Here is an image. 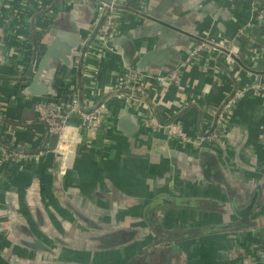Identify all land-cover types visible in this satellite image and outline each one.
<instances>
[{
	"label": "crops",
	"instance_id": "obj_1",
	"mask_svg": "<svg viewBox=\"0 0 264 264\" xmlns=\"http://www.w3.org/2000/svg\"><path fill=\"white\" fill-rule=\"evenodd\" d=\"M62 1L0 0V148L21 147L31 157L0 166V264H264V25L245 28L250 0H143L189 36L170 42L179 61L167 67L178 68V85L156 89L152 101L142 97L139 112L178 123L203 142L221 132L217 143L181 146L140 122L134 133H120L113 119L122 105L112 103L108 134L78 132L72 118L79 146L61 172L52 153L56 137L36 109L55 98L23 91L45 50L47 28L61 27L37 5L54 9ZM140 1L127 0L130 15L118 37L135 45L126 65L135 69L146 53L166 46L140 13ZM86 33L80 32L81 44ZM89 39L72 70L58 67L54 84L56 99L65 98L66 86L74 88L86 111L109 95L104 89L123 69L112 55L93 80V95H84L80 53ZM223 39L232 43L221 47ZM199 46L204 49L190 59ZM257 85L260 93L252 90ZM243 88L226 115L228 99ZM255 194L254 215L242 225L235 213Z\"/></svg>",
	"mask_w": 264,
	"mask_h": 264
},
{
	"label": "built area",
	"instance_id": "obj_2",
	"mask_svg": "<svg viewBox=\"0 0 264 264\" xmlns=\"http://www.w3.org/2000/svg\"><path fill=\"white\" fill-rule=\"evenodd\" d=\"M142 9L140 13L145 15L148 9L147 2L141 0ZM250 22L247 24V28L261 27L264 25V0H250ZM85 3L88 5L87 9L91 10L90 21L87 27V36L84 38V43L91 37L95 29H97L94 39L91 41L86 49L83 57V70L84 76L87 80V85L84 95L94 92L93 80L97 78L101 66L105 60L109 59L112 55L118 56L120 63L123 65V69L113 80V83L104 89V95L109 94L100 102L90 103V110L81 106L79 97L74 92V88L66 86V92L64 99H53L45 104L36 105L37 112L39 114L38 120L43 123L48 133L51 136L56 137L57 143L54 151V155H57L60 162V171H65L67 167V161L69 157L75 154L79 146L78 133L73 132L69 126L72 118H77L79 124L76 125V130L84 131L87 134L94 135L99 130L108 134L109 127L111 126V104L119 103L127 110L135 111L138 116L139 122L143 129L151 131H161L168 140H175L181 146L192 145L195 147H201L205 143H217L222 136L221 132L213 134L211 137L204 140L191 138L183 127L175 122L167 120H159L151 113H140L139 109H143L141 102L142 97L151 100V96L154 95L156 89L167 90L170 86H177L179 83V70L178 68L168 71L162 74L148 75L145 72L137 71L135 68L126 67L119 54L111 47L110 42L113 39L118 38L121 35L120 27L124 24V21L130 13H127V0H64L60 5L53 8L40 7L37 5L39 11L45 12L46 16L57 15L66 9ZM80 12V11H77ZM82 16H85L87 12L82 10L80 12ZM42 23H43V17ZM41 25H46V23ZM41 27V26H40ZM242 35V32H239ZM231 41L223 39L219 42V46L225 47ZM81 44V45H82ZM204 46L197 47L191 54L190 59H195L198 52ZM253 51V52H252ZM251 55H254L258 61L257 51L252 49ZM186 63H190V60ZM257 88V89H256ZM254 92L260 93L262 91L259 85L256 86ZM248 88L238 89L228 99L224 112L230 116L233 106L237 103L245 94V90ZM84 90V91H85ZM93 95V94H92ZM103 95V96H104ZM129 108V109H128ZM78 131V132H79ZM204 143V144H205ZM22 151H16L14 149L9 150L8 147L0 148V166L4 163H11L14 165H20L21 163L31 159L29 155L24 153V148L19 147ZM4 164V165H5ZM264 239L260 243L259 255L264 262ZM262 252V253H261Z\"/></svg>",
	"mask_w": 264,
	"mask_h": 264
},
{
	"label": "water",
	"instance_id": "obj_3",
	"mask_svg": "<svg viewBox=\"0 0 264 264\" xmlns=\"http://www.w3.org/2000/svg\"><path fill=\"white\" fill-rule=\"evenodd\" d=\"M88 5L81 3L74 5L67 10L59 13L54 18V22L66 21L70 22L71 29L66 30L61 27H57L56 24L47 28L44 34L45 50L36 66L33 79L29 86L24 89V95L33 96H51L56 99L58 87H54L56 83V75H58V67L63 66L68 70H72L75 64V59L78 55V49L81 47V37L80 32L87 29L91 10L87 9ZM176 7V6H174ZM154 7L150 6L145 14V20L150 23L153 29V34H158L159 43L166 44L165 47H158L153 51L146 53L137 63L136 70L140 72H145L148 75L162 74L170 71L171 68L167 66L175 67L179 61V53L174 51L170 45L171 39L177 40L176 37L189 36L184 33L180 26H177L175 21L167 19L164 16L156 15L154 12ZM84 10L87 12L85 16L82 17V22L76 23L73 21V14L77 11ZM76 18V17H75ZM72 20V21H70ZM97 29L92 33L89 41L82 48L80 53V58L86 52L87 47L94 39ZM111 47L122 56L125 65L131 64V59L135 54L136 47L130 39H113L110 42ZM165 55L171 57L170 63L159 62ZM161 63L160 66L157 64ZM149 66H153L149 68ZM173 69V68H172ZM113 125L115 129L123 134L134 133L139 128L138 119L130 114L127 109L122 106H116L114 109V119ZM175 155H182L181 152L173 151ZM59 161V158L57 159ZM257 195L251 199L250 203L244 208L236 212L239 218V223L242 225H249L250 217L254 215V207L256 204ZM252 227L248 229L243 228L242 230H251ZM176 249L173 247V250Z\"/></svg>",
	"mask_w": 264,
	"mask_h": 264
},
{
	"label": "flooded vegetation",
	"instance_id": "obj_4",
	"mask_svg": "<svg viewBox=\"0 0 264 264\" xmlns=\"http://www.w3.org/2000/svg\"><path fill=\"white\" fill-rule=\"evenodd\" d=\"M162 16H164V14L162 15ZM76 17V18H75ZM82 15L80 14V12H75L74 14H73V21H75L76 23H80V22H82ZM83 19H85L84 17H83ZM70 21H72V20H70ZM59 26H61V27H63V28H67V30H68V28H70L71 27V25H70V22L68 21V22H60V25ZM244 208V207H243ZM240 209H242V208H240ZM237 212V211H236ZM235 215H236V213H235ZM238 221H239V219H238ZM151 251V250H150ZM26 264H29V263H26Z\"/></svg>",
	"mask_w": 264,
	"mask_h": 264
},
{
	"label": "trees",
	"instance_id": "obj_5",
	"mask_svg": "<svg viewBox=\"0 0 264 264\" xmlns=\"http://www.w3.org/2000/svg\"><path fill=\"white\" fill-rule=\"evenodd\" d=\"M39 36H40V35H39ZM64 92H65V90H62V91H61V95H63V94H64Z\"/></svg>",
	"mask_w": 264,
	"mask_h": 264
}]
</instances>
